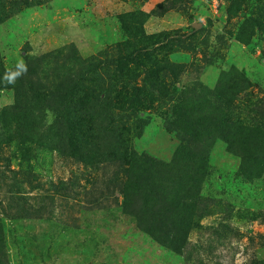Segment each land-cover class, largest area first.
Instances as JSON below:
<instances>
[{
    "label": "rangeland",
    "instance_id": "374dc122",
    "mask_svg": "<svg viewBox=\"0 0 264 264\" xmlns=\"http://www.w3.org/2000/svg\"><path fill=\"white\" fill-rule=\"evenodd\" d=\"M123 58L133 60L119 71ZM20 59L48 72L41 88L68 93L71 102L52 99L70 103L76 125H61L75 133L64 146L53 137L58 111L37 113L33 100L29 107L15 102L27 88L20 87L24 75L14 84L3 81ZM153 62L172 67L155 72ZM91 65L97 76L84 73ZM78 73L81 83L71 94L60 79L71 74L74 82ZM149 73L159 76L161 92L150 86ZM0 77V232L7 264H264V0H0ZM99 81L103 90L89 89ZM138 87L147 108L132 114L112 106ZM38 95L26 98L38 103ZM186 108L194 132L199 110L210 122L227 113L263 149L247 172L221 138L198 141L209 166L199 186L198 227L176 252L124 211L116 187L129 167L115 156L124 148L108 133L114 120L107 115L127 113L120 122L127 118L131 128V140L122 132L125 145L168 162L181 142L171 131L182 123L176 112Z\"/></svg>",
    "mask_w": 264,
    "mask_h": 264
},
{
    "label": "trees",
    "instance_id": "16d2710c",
    "mask_svg": "<svg viewBox=\"0 0 264 264\" xmlns=\"http://www.w3.org/2000/svg\"><path fill=\"white\" fill-rule=\"evenodd\" d=\"M168 38L169 35L167 36V39ZM132 60V58L120 59L117 61L116 66L119 68V71H121V69L127 68L129 63H132ZM25 63L27 65V73L24 74L25 77H23V81L21 80L22 82L20 83L22 84L20 87H27L28 89L26 88L24 94H18L15 102L18 101L20 104L22 99L23 102L21 104H26L29 107V103L33 100V108L35 109L38 107L37 113L46 108H52L58 111L54 124L55 129H59V132H55L53 137L58 138L60 146H64V141L71 140V136H75L74 131L70 128H75L76 125L71 124L73 117L71 116L72 114L69 113L70 103L62 105V101H59L57 104L52 99L55 96H57V98L62 96L64 100L67 99L71 102V100L67 97L68 93L64 92V90L59 87H56L54 92L41 88V83L38 82H45L46 84L48 80L46 73L48 72L46 70H42L37 61H27ZM153 67H155V72L158 70L161 72V68H170L172 65L168 62L167 65L164 62H153ZM84 73H87L89 77L98 75L95 73V67L93 65H91V67L88 66ZM36 74L42 76L37 82L33 81L32 78L29 77ZM76 75V78L78 79L74 82L72 81L73 79L71 74L69 77L65 76L60 79L61 83L65 85V87H68L69 93L71 94L74 87L76 85H80L81 83V73ZM154 75L150 76L149 73L148 79L150 77V80H147L153 89L161 92L159 87L162 86L160 78L158 75ZM1 79L2 78L0 77V82L2 81ZM68 82L71 83V85L68 86ZM101 84L102 83L99 81L93 86H90L89 89L92 91H95L96 89L103 90ZM48 86L51 87L47 84V87ZM42 89L44 91H42ZM142 89L143 88L141 87L136 88L132 95L128 97L123 104H113L112 106H124V108L126 107V109L132 114H137L138 111L147 108L149 105ZM104 90L108 91L106 86H104ZM32 93L40 94L38 95L40 97L38 99V103L35 101L37 94L34 96V99L26 98ZM52 93H54L53 96ZM87 102H90V100L82 102L85 103V107L88 104L91 105V102ZM116 102L121 103L117 100ZM206 113V111H198L199 117L195 120V126L199 127V132H194V130L189 127V123L192 122L191 110L186 108L185 110L182 109L179 110V112H176V115H178L179 119L182 120V123L179 125L174 120L176 125H173V129H171V131L180 136L181 142L177 147L175 154L168 162L151 159L145 155V153H140L138 155L131 147L128 148V146L125 145L122 132L125 131L129 134L130 136L128 140H131V128L127 123V118H124L122 123L120 122L123 116L127 117L125 115L127 113L123 114L118 119H115L109 113L107 115L109 122L114 120V123L108 129V133L115 137V139L118 137L119 139H116L120 144L118 146H120V148H124L123 152H121L123 156L117 153L114 155L118 156L116 157L117 160L129 167L126 170L124 180L122 179L124 181L122 186L120 188H118V186L116 187L118 192L123 195L124 211L130 213L136 218L139 227L143 229V231L150 234L160 244L176 252H180L181 249L185 247L187 243L186 239L189 233L192 229H196L198 227L196 218L200 215L198 211L200 199L199 186L209 168L207 165V149L202 146L203 143L200 144L198 141H201V139L205 140L206 138L213 139V137L216 136L217 138H221L227 143L229 150H232L237 155L241 156L243 164H247L245 167L247 172H249L248 169H251V166H256L254 157L255 152L259 151L261 148L263 149L261 145L253 147V145L248 141L250 136V132H248L249 128H246L242 123L237 125L233 123L231 116H228L227 113L223 115V119H220L219 121L215 119V122H210L208 119L200 116L201 114ZM37 118L38 114L36 120L35 116L31 115L32 122H36ZM83 118L84 116L78 120L79 126L83 123L81 122ZM63 123H66V125L70 127L69 129L72 135H68L69 131H66V128L61 127ZM134 123L136 127L140 129L142 128V120L139 119V121H135ZM169 125L170 123L168 126ZM210 127H213L212 131L210 130ZM65 134L66 138H62ZM191 140L192 142H190ZM191 145L195 146V148ZM248 166L250 167L248 168ZM257 174V176H259V171ZM6 260L7 255L4 246V239L0 232V264H7Z\"/></svg>",
    "mask_w": 264,
    "mask_h": 264
},
{
    "label": "clouds",
    "instance_id": "9594fccd",
    "mask_svg": "<svg viewBox=\"0 0 264 264\" xmlns=\"http://www.w3.org/2000/svg\"><path fill=\"white\" fill-rule=\"evenodd\" d=\"M27 73V65L23 59H20L17 61L15 65V69H9L5 72V75L3 77V81L6 84H14L16 80L21 77L22 75ZM49 117L52 116V113L48 111L46 113ZM49 123H51V119L49 120Z\"/></svg>",
    "mask_w": 264,
    "mask_h": 264
}]
</instances>
